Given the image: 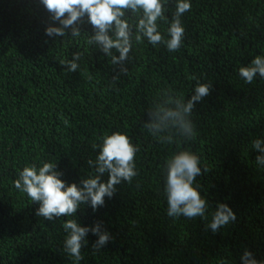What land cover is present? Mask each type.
<instances>
[{
  "label": "trees",
  "instance_id": "16d2710c",
  "mask_svg": "<svg viewBox=\"0 0 264 264\" xmlns=\"http://www.w3.org/2000/svg\"><path fill=\"white\" fill-rule=\"evenodd\" d=\"M190 3L178 51L133 36L129 59L113 65L87 43L88 23L79 37H48L45 28L59 24L39 0H0V264H73L63 250L69 219L82 227L102 222L112 237L94 251L98 237L89 232L80 264H242L245 250L264 260V167L252 148L264 140V78L248 84L238 71L264 56V0ZM175 5L167 0V20L157 21L164 39ZM125 18L137 22L130 12ZM77 51L83 55L70 72L61 61ZM197 82L212 90L192 112L195 138L159 142L143 127L147 110L169 96L190 99ZM115 132L139 146L131 183L117 185L95 212L81 205L52 221L36 216L39 205L14 187L19 172L57 164L66 184L79 185L96 174L88 164L99 153L94 145ZM181 150L208 169L193 185L208 201L206 218L167 215L165 164ZM219 203L237 219L213 233L206 225Z\"/></svg>",
  "mask_w": 264,
  "mask_h": 264
},
{
  "label": "clouds",
  "instance_id": "9594fccd",
  "mask_svg": "<svg viewBox=\"0 0 264 264\" xmlns=\"http://www.w3.org/2000/svg\"><path fill=\"white\" fill-rule=\"evenodd\" d=\"M51 14V20L59 26L49 25L45 28L48 37L81 36V22L92 27V34L88 35L87 43L97 46L100 51L111 57L113 65H124L129 59L132 49L133 36L137 43L147 39L148 43L156 46L164 44L168 51H178L182 45L185 29L181 16L191 10L190 0H176L175 12L169 22L167 33L169 39H164L158 31L157 21L167 20L165 17V3L167 0H39ZM137 16V22L131 25L126 19V13ZM113 50L118 53L115 55ZM82 53L72 54L71 60L61 61L70 72L78 70V61ZM239 76L245 83L251 84L258 75L264 78V56H256L248 66L239 68ZM121 74L127 69L122 67ZM118 77L114 76L113 79ZM212 85L197 82L194 94L186 101L171 96L156 103L146 112L148 119L143 127L162 143H174L176 137L193 140L196 136L195 125L191 120L192 112L197 103L211 94ZM65 123L67 121L65 120ZM102 144L94 145L99 148L96 160L89 159V167L95 169V175L81 179L80 184H66L60 177L62 172L56 170L57 164L43 163L37 169L35 165L26 166L19 172L14 187L27 195L38 204L35 214L52 221L62 216H72L77 213L81 205H89L95 212L105 204V197L109 199L116 192V186L122 181L131 183L138 175L135 165V155L139 146H134L125 134L115 132L101 138ZM252 148L260 155L255 163L264 167V140L252 141ZM166 178L164 194L167 200V215L170 218L181 216L187 219L196 217L206 218L208 201L203 198L197 187L196 178L207 172V168L200 167V158L188 150H181L173 154L165 164ZM107 173V182L101 177ZM237 219L233 210L224 203H219L212 212V219L206 225L213 233L227 226ZM102 222H96L93 227H82L74 219L66 220L63 229L67 233L63 250L73 260V264H80L84 259L81 249L87 246L86 236L89 232L98 237L92 244L94 251H99L111 239V234L102 230ZM242 264H264L258 261L252 252L245 250L241 257Z\"/></svg>",
  "mask_w": 264,
  "mask_h": 264
}]
</instances>
